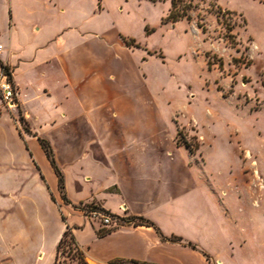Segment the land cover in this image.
Here are the masks:
<instances>
[{"label": "crops", "instance_id": "crops-1", "mask_svg": "<svg viewBox=\"0 0 264 264\" xmlns=\"http://www.w3.org/2000/svg\"><path fill=\"white\" fill-rule=\"evenodd\" d=\"M67 7L69 17L66 0H0V60L11 74L22 116L34 130H23L16 111L0 97V264H57L68 226L87 264H210L200 242L178 230L159 228L166 238L182 239L170 241L151 226L99 229L84 217L81 204L122 218L143 216L156 226L161 213L187 221L198 216L187 204L192 196H202L201 179L185 148L156 124L140 99L112 96L104 82L81 81L84 73L99 68L91 57L107 32L91 20L95 1L88 6L72 0ZM39 69L43 78L57 73L67 82L77 107L40 101L50 97V88L28 96ZM34 101L43 111L37 126L29 108ZM38 135L51 143L69 203Z\"/></svg>", "mask_w": 264, "mask_h": 264}, {"label": "rangeland", "instance_id": "rangeland-1", "mask_svg": "<svg viewBox=\"0 0 264 264\" xmlns=\"http://www.w3.org/2000/svg\"><path fill=\"white\" fill-rule=\"evenodd\" d=\"M81 1H95L91 20L107 32L91 57L102 69L81 81L140 99L199 173L202 196L187 204L198 216L175 222L161 213L157 227L198 240L210 264H264V0ZM40 70L28 96L50 88L40 101L77 107L67 82ZM37 103L29 105L34 126L43 120ZM88 206L80 205L84 217L100 229L104 213ZM82 263L85 253L68 237L57 264Z\"/></svg>", "mask_w": 264, "mask_h": 264}, {"label": "trees", "instance_id": "trees-1", "mask_svg": "<svg viewBox=\"0 0 264 264\" xmlns=\"http://www.w3.org/2000/svg\"><path fill=\"white\" fill-rule=\"evenodd\" d=\"M0 67H1L2 73L6 74L8 76V78L11 80V74L9 72V69H8V67L5 64H3V62L1 60H0ZM20 120L23 122L24 117L21 116L20 117ZM24 129H25L26 132L30 133V130L28 129V127L24 128ZM37 138H38L41 146L45 150V152L47 154V157L49 158V160H50V162H51V164H52V166H53V168H54V170H55V172H56V174H57V176L59 178V187H60V190H61V192L63 194V199H64V201L66 203H69V200L67 199V197L64 194V174H63V172L61 171V169L59 168V166L56 163V160H55V157H54V154H53V149H52L51 143H50V141L46 137H43V136H39L38 135ZM88 207L97 209L98 211H102L105 215H109V216H111L113 218L118 219L119 221L122 222V224H134L136 226H138V225H145V226L154 227L155 230H156V232L164 240H170V241H176V240L177 241H181L182 240L181 238L176 237V236H171L170 238H166L163 235V233L161 232V230L152 221H150L149 219H147V218H145L143 216H132V217H128V218H122V217H119L117 215H114V214L109 213L108 211H106L103 208L92 207L91 205H89ZM106 232H109V231L100 232L99 234L102 235V234H104ZM68 237H70L72 241H75L74 236L72 234V230H71V228L69 226L67 227V230L64 232L63 237H62V239H61V241H60V243L58 245V250H57V263H58V260H59L60 249L66 243ZM189 245L192 246V248L195 249V246L194 245H192L191 243H189ZM204 255L207 258V255L205 253H204ZM82 264H86V263H82Z\"/></svg>", "mask_w": 264, "mask_h": 264}, {"label": "built area", "instance_id": "built-area-1", "mask_svg": "<svg viewBox=\"0 0 264 264\" xmlns=\"http://www.w3.org/2000/svg\"><path fill=\"white\" fill-rule=\"evenodd\" d=\"M2 49L3 45L0 44V52L2 51ZM1 77L2 78L0 79V97L2 99V102L8 110H15L18 107L17 90L6 74L2 73ZM103 222L105 226L120 225V221L118 219L105 214L103 216Z\"/></svg>", "mask_w": 264, "mask_h": 264}]
</instances>
